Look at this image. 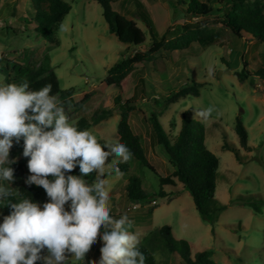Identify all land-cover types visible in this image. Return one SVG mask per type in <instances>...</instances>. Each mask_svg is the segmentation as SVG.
<instances>
[{"label": "rangeland", "instance_id": "rangeland-1", "mask_svg": "<svg viewBox=\"0 0 264 264\" xmlns=\"http://www.w3.org/2000/svg\"><path fill=\"white\" fill-rule=\"evenodd\" d=\"M137 1L153 20L158 34H165L167 40L180 37L184 25L199 21H206L221 31L223 40L208 47L192 43L189 48L156 54L157 59L138 66L126 79L122 99L131 100L135 105L130 114L132 130L141 137L148 160L158 174L143 168L134 157L129 161L130 170L120 171V177L114 171L109 174L110 170L106 169L110 213L116 219L127 214L133 228L130 232L138 234L140 242L146 243V237L167 225L175 239L189 241L194 253L210 251L217 264H264V94L258 90L263 82L258 76L241 81L236 74L243 69V57L252 74L264 68V44L239 39L223 25V12L229 0H212L215 11L192 18L185 10L189 0L114 3L115 11L135 20L146 33L147 40L142 47L123 43L110 32L103 9L96 1H69L72 10L62 23L67 30L62 31L60 27L56 33L59 43L51 44L36 31L31 19L34 10L27 0H0V57L3 66L10 67L0 72V83H7V73L12 80L20 77L12 71L13 66L25 69L32 62L48 66L57 74L62 91L74 90V101L88 96L78 108L63 107L69 121L76 124L82 117L90 119L97 109L111 110L110 117L89 130L97 140L117 142L120 112L114 98L119 89L108 86L105 78L115 63L144 50L151 41L142 19L143 9L137 7ZM260 1L264 4V0ZM13 8L15 13L11 11ZM194 82L200 85L199 96H187L164 109L167 96ZM210 107L213 112L207 120L200 117L195 120L205 126L206 145L219 159L216 200L227 208L217 216L204 219L181 183L163 187L166 196H160L159 179L170 175L174 168L164 149L153 142L149 117L157 113L164 131L176 135L185 111L189 110L193 118L194 112ZM237 119L248 130L250 151L240 145ZM225 143L239 150L240 159L234 152L223 149ZM28 159L23 156L20 142L14 141L9 160L24 161L26 178L31 175ZM132 175L141 178L146 194V199L137 203L129 201L126 195V185ZM69 205L70 202L65 205L66 210ZM103 231L102 227L101 235ZM102 243L98 236L83 261H76L69 254L68 264L98 262ZM148 248L156 264H181L180 256L169 253L160 237ZM45 255L47 250L41 253ZM40 262L44 264L43 259Z\"/></svg>", "mask_w": 264, "mask_h": 264}, {"label": "trees", "instance_id": "trees-1", "mask_svg": "<svg viewBox=\"0 0 264 264\" xmlns=\"http://www.w3.org/2000/svg\"><path fill=\"white\" fill-rule=\"evenodd\" d=\"M34 12H31V19L36 24V31L51 44H58L56 33L60 29L64 19L72 10L71 0H27ZM96 1L103 9V17L108 23L109 31L116 38L126 44L142 47L146 43V33L137 25L136 21L129 19L113 8L114 3H124L125 0H92ZM185 4V2H184ZM212 0H189L186 15L189 17H204L215 11ZM137 7L141 10L143 5L136 2ZM16 12V8L11 9ZM143 22L150 35V43L144 50H138L132 56L125 57L115 63L107 71L105 83L108 86H115L119 89V94L114 98L115 105L120 112V121L118 123V141L124 143L132 152V157L139 161L143 168H146L155 174L156 169L150 164L141 137L135 134L130 124V114L135 110L134 102L131 100L123 101L122 91L123 84L128 76L135 71L138 66L146 65L153 62L157 57L156 54L189 48L192 43H199L203 47L218 44L223 40L221 31L209 26L206 21L188 23L182 27L183 34L176 39H166V35L161 36L156 31L153 20L144 12ZM223 25L228 28L232 34L246 42H255L264 44V4L260 0H229L227 8L223 12ZM223 61H228L222 59ZM3 58L0 57V72L2 69L9 70L2 64ZM243 69L236 72L241 81L248 80L252 76H258L263 82L262 87H258L260 93L264 94V68H258L254 74L248 69V62L243 57ZM12 71L20 77L10 79L9 73L6 75L7 83L21 84L27 81L30 90H39L46 84L52 85L51 95H56L62 107H80L86 101L88 96H84L80 101H74L73 89L62 91L57 74L48 66L32 62L27 68H18L13 66ZM199 83L185 84L181 89L173 92L164 99V109L173 103L178 102L187 96H199ZM111 110L97 109L90 119L82 117L74 124L78 130H89L92 126L98 125L103 120L110 117ZM149 120L152 124V139L155 145L161 146L170 164L174 168L173 172L166 176L160 177L159 182L161 190L160 196H166L163 187H176L178 183L189 193L193 199L195 208L201 217L208 219L217 216L224 211L227 206L218 204L216 200L217 178L220 162L218 157L206 145L205 126L191 118L190 111L187 110L182 115L181 127L176 135H168L161 123L159 115L153 113ZM236 132L239 137L241 147L250 151L249 133L240 119H237ZM102 145L105 140H98ZM20 144L24 148V139L21 138ZM223 149L232 151L239 157V150L225 143ZM107 150V149H105ZM7 166V165H6ZM14 170V180L7 182L0 180V185H4L13 190V195L4 201H0V212L3 217L10 212V204L18 203L23 199H30L32 202L44 204L48 202V197L42 187L36 185L29 186L25 183L26 171L23 160L15 161L9 165ZM120 171L128 172L130 163L118 164ZM71 175L80 176V170L77 167L71 172ZM66 174V175H67ZM49 179H53L49 176ZM87 183L92 184L96 180L95 173L84 177ZM126 195L131 202H140L146 199V194L142 190V180L137 175L129 177L126 185ZM258 210L257 207H254ZM112 216V214L110 213ZM113 217V216H112ZM114 218V217H113ZM104 230V229H103ZM133 231V228H128ZM156 237H160L164 242V248L171 254H178L181 258V264H217L212 253L208 250L193 252L192 245L184 239H175L172 229L165 225L158 229L156 233H151L146 237V243L140 242L139 250L146 257V264H156V260L149 250L148 246H153ZM155 238V239H154ZM36 264H42L40 260Z\"/></svg>", "mask_w": 264, "mask_h": 264}, {"label": "clouds", "instance_id": "clouds-1", "mask_svg": "<svg viewBox=\"0 0 264 264\" xmlns=\"http://www.w3.org/2000/svg\"><path fill=\"white\" fill-rule=\"evenodd\" d=\"M61 30L66 26L62 24ZM51 92V84L30 90L27 81L0 83V180H14L10 149L23 138V156L30 158L31 173L25 183L42 187L49 198L42 206L27 198L10 204L0 223V264H36L41 259L44 264H68L69 254L83 261L98 236L103 242L101 256L91 264H146L138 234L128 231L127 214L119 219L110 215L104 178L106 169L120 177L114 166L129 162L132 152L124 143L102 145L90 130H78ZM212 112L211 107L197 111L193 118L207 120ZM77 165L80 176L67 174ZM92 173L96 180L89 184L84 177ZM12 195L11 188L0 185V201ZM44 250L47 255L41 256Z\"/></svg>", "mask_w": 264, "mask_h": 264}]
</instances>
